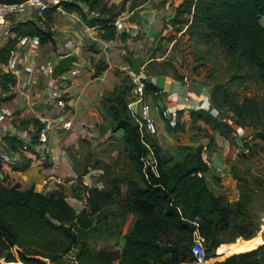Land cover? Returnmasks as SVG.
Returning a JSON list of instances; mask_svg holds the SVG:
<instances>
[{"label":"trees","instance_id":"obj_1","mask_svg":"<svg viewBox=\"0 0 264 264\" xmlns=\"http://www.w3.org/2000/svg\"><path fill=\"white\" fill-rule=\"evenodd\" d=\"M0 1L19 3L25 0ZM108 1L62 2L65 11L80 14L89 25L101 29L104 40L111 41L119 35L115 22L131 16L150 0H132L129 3L131 12L126 11L124 3L112 5ZM55 12L56 9H48L44 15L52 19ZM175 12L192 16L187 20V23L191 21L187 31L202 29L201 35L218 40L235 64L233 78H245L250 71L242 70L247 68L256 71V81L264 88V0H185ZM19 31L22 35H35L41 42L51 40L50 28L44 31L27 23ZM121 37L125 39L126 36L121 34ZM107 68L108 65L99 61L95 65L96 74ZM14 83L12 75H4L1 87L6 92ZM125 86L128 84L116 85L107 101L114 119L113 131L124 132L125 150L132 168L121 179L126 183V190L123 192L119 183L111 191L91 189L85 207L77 211L60 193L42 194L33 187L23 190L19 185L9 186L6 179L0 177V260H5L0 264H54L65 255H71L72 264H193L190 246L195 230L192 222L196 219L212 264H264L262 244H252L237 253H217L221 246L234 243L237 238L253 239L259 225L253 220L248 194L231 202L225 194L215 193L209 187L205 174L210 166L203 156V146L193 148L183 161L174 162L171 156L161 153L154 137H147L158 159V174L145 170L142 158L149 149L128 110L126 97L133 85ZM222 95L239 127L264 125V98L260 101L257 96H245L241 102H235L227 90H223ZM12 97L13 94L8 95L5 100ZM192 115L221 131L226 138L235 132L231 125L210 112L198 110ZM32 122L37 127L36 142L44 125L37 119ZM28 123L31 121L23 125ZM258 136L264 139V133ZM9 139L8 136L4 138L14 149L21 145L15 138ZM110 200L115 205L121 204V218L133 212L137 221L133 230L124 234L121 251H97L91 240L94 233L106 225L108 217L102 212ZM230 226L235 227L231 231L235 238L226 240L222 233ZM222 255L229 257L216 260Z\"/></svg>","mask_w":264,"mask_h":264},{"label":"crops","instance_id":"obj_2","mask_svg":"<svg viewBox=\"0 0 264 264\" xmlns=\"http://www.w3.org/2000/svg\"><path fill=\"white\" fill-rule=\"evenodd\" d=\"M184 1L150 0L131 16L123 18L119 35L111 41L102 38L99 27L89 25L80 14L65 11L62 7L56 9L52 19L29 9L10 18L2 34L3 61L8 70L7 73L2 72V77L12 75L15 83L10 90L0 91V145L9 142L4 140L6 134L1 128L9 129L12 125L17 127L37 119L44 125L55 154L53 164L31 150L22 153L23 160L13 166L0 165V177H4L9 186L19 185L23 190L33 187L39 193L49 194L42 191L47 183L52 189L50 192L63 195L77 211L83 209L80 198L71 192L77 193L82 189V181L78 177L84 173L79 174V169L82 168L86 152L107 140V158L125 148L123 130L113 131L114 119L108 110L107 97L116 85L127 83L121 73L130 75L133 61L139 70L150 74L158 87L148 92L151 100L162 109L179 113V127L171 129L167 121L153 111L158 127V134L154 138L161 153L171 156L174 162H181L193 148L203 146V156L210 166L205 174L209 187L215 193L225 194L231 201L239 198L231 162L239 152L241 138L248 137L249 131L236 128L238 135L231 141L221 131L193 117L192 113L198 111L196 105L200 101L208 98L211 103L209 91L172 59V47H165L163 35L159 34L163 19L173 12L171 8H177ZM27 23L35 24L44 31L50 28L51 40L41 42L35 35H22L19 29ZM121 34H125V39ZM60 52L74 57L72 66L58 73L62 78H67V81L61 79L58 83L64 87L70 109L64 117L55 112L53 97L49 95L58 75H50L46 66ZM99 61H103L108 68L96 74L95 65ZM23 82L27 83L24 88L21 86ZM12 94V99L5 100L6 96ZM126 99L130 103L131 92ZM2 107L8 108L11 114L4 116ZM67 118L73 124L71 128L64 129L61 123ZM117 144H121L123 149ZM107 158L105 160L109 163L110 159ZM124 164L127 170L123 172H130L128 168L131 164L123 160L121 166L124 167ZM95 170L94 175L100 173L99 169ZM58 179L63 183L58 185ZM91 182L94 185L95 179ZM136 221L137 215L133 212L127 217L123 215L122 236L133 230Z\"/></svg>","mask_w":264,"mask_h":264},{"label":"rangeland","instance_id":"obj_3","mask_svg":"<svg viewBox=\"0 0 264 264\" xmlns=\"http://www.w3.org/2000/svg\"><path fill=\"white\" fill-rule=\"evenodd\" d=\"M63 0H60V5L64 10ZM171 1V0H168ZM132 0H109L108 3L112 5L126 4V11L131 12L133 9H129ZM143 6V5H142ZM141 6V7H142ZM179 7V6H178ZM177 7V8H178ZM140 8V7H139ZM137 8L136 10H138ZM175 7L171 8L173 12L163 19L162 29L160 36L165 40L164 46L172 47L173 58L182 68L186 69L188 73L200 83H202L209 91L210 101L213 108L217 111V114H213L214 117L222 118L226 123L231 125L233 129L239 127L236 124L237 118L230 108L224 103L222 91L227 90L231 100L242 101V99L252 96H257L258 99L264 98V88L259 81H256L258 75L256 71L248 70L244 68L242 72L250 71L245 78H233L235 71V64L230 56L223 51L222 46L218 40H212L210 37L201 35L202 29L192 28L187 31L190 22L187 20L191 19L192 16L189 14H177ZM134 10L133 12H136ZM170 10V11H171ZM169 11V12H170ZM91 18L94 15H90ZM264 25V19H262ZM162 43V40H161ZM163 47V44L160 48ZM122 76L127 80L128 86L131 87V76L128 73H121ZM130 79V80H129ZM0 99H2V93L0 92ZM215 99L217 103H215ZM137 106V105H136ZM244 129L249 131L248 137L241 138V144L239 146V152L235 159L231 162L232 172L235 180L237 181L239 189V198L248 194L250 199V210L253 220L257 225L262 224L264 217V139L258 136V133H264V125L260 127H245ZM121 135V134H120ZM238 135L235 131L229 139L234 140L235 136ZM116 137V136H115ZM233 137V138H231ZM109 140L99 143L98 147L89 149L86 153L85 160L82 162V168L80 173L91 172L93 174L95 169H99L100 173L91 174V179H95V183L92 189L111 191L114 185L117 183L122 187V191L126 190V183L121 182L123 175L127 170L121 166L123 160L128 161V152L118 145L119 153L111 158H107L108 147L106 144ZM116 145V143H115ZM126 147V144H125ZM110 159L107 163L105 159ZM77 165L78 159H74ZM132 171V168H128ZM134 176L136 174L134 173ZM97 185V186H96ZM71 192L73 196L82 197L79 193ZM121 204H114L111 200L107 202L103 209V216L106 218V225H103L91 240V245L94 249L102 250L107 249L108 251L119 250L123 248L124 239L121 235L123 233L121 224ZM114 215H111V213ZM121 218V219H120ZM118 221V222H117ZM116 224H115V223ZM105 224V223H104ZM120 226V227H119ZM234 226L227 227L222 233L223 238L228 240L230 237L235 238L231 231ZM125 233V232H124ZM263 238L256 235L251 240H244L237 238L234 243L226 244L220 247L217 253H237L244 250L247 247H251L252 244L261 245ZM262 244L261 246H263ZM262 261L264 262V251L261 253ZM229 255H222L216 257V260L228 259ZM71 256L65 255L63 258L58 260L54 264H72ZM0 262H5L2 260Z\"/></svg>","mask_w":264,"mask_h":264},{"label":"built area","instance_id":"obj_4","mask_svg":"<svg viewBox=\"0 0 264 264\" xmlns=\"http://www.w3.org/2000/svg\"><path fill=\"white\" fill-rule=\"evenodd\" d=\"M60 4V0H25L19 3H4L0 1V91L2 90V72H8L3 61L4 55L2 54V34L6 31L9 25L10 18L12 16H18L20 13L27 9L33 10L43 15L44 12L48 9L61 8ZM123 18L124 17L119 18L115 22L118 29L121 25ZM66 56H69V54L66 52H60L59 54H56V59L48 61L46 66L47 71L50 75H58L59 72L57 71L56 67L59 61ZM145 73L146 72L142 69L140 70V73L138 75L135 74L133 71H130L133 88L131 90L132 100L130 101V103H128V110L138 126V131L141 135L143 143L149 149L147 155L142 158L144 168L145 170L150 169L155 174H158L157 156L146 140L147 137H155L158 134L157 122L156 118L153 115V111L158 112L162 119L167 121L168 126L171 129H177V126L179 124V113L171 112L168 109H162L160 108V106L156 105L151 100L147 92L148 88L145 83H143L141 80L145 77ZM61 79L64 82L67 81L66 77L62 78L59 75L55 77L56 83L53 84L49 95L53 97L52 99L54 100L55 112L58 114V116L64 117L70 111V109L66 99L67 95L64 91V87H62L61 85L59 86L58 84ZM21 86L24 88L27 86V83L23 82L21 83ZM196 108L198 110L210 112L211 114H217V111L213 108L208 98L200 101L196 105ZM1 109L4 116H9L11 114L9 112V109L6 107H2ZM61 124L62 128L69 129L72 127L73 123L72 120L67 118L64 119ZM12 126H10L9 129L6 128L7 130L5 128L1 129L4 131V134H6V136L15 137L17 141H20L21 145L18 146L16 149H11L10 146L6 143L0 145V165L6 164L8 166H13L14 164L23 160L22 153L31 150H34L35 153L42 157V159L46 162L49 161L53 164L55 149L50 143V137L48 134H46V129L43 128L40 131L38 138L35 142V137L37 135V127L34 122L28 123L26 125H19L17 127H15V125ZM90 177V172L78 177L82 181V189H80L79 191L82 197H79V200H81L83 208L86 205V199L89 196V191L93 188V184L91 182L92 179ZM56 183L59 185L62 184L63 181L61 179H58ZM72 183L75 182L73 181ZM76 183H78V181ZM42 191L44 193L49 192V194L56 192H50L52 191V189L48 186L47 183L45 186L43 185ZM192 223L195 226V230L193 231L192 235V243L190 246V253L194 258L193 264H212L209 259V254L207 252L205 238L201 235L199 231V220L196 219ZM257 235L261 236L264 242V217L262 219V224L259 227ZM7 263L15 264V262Z\"/></svg>","mask_w":264,"mask_h":264},{"label":"water","instance_id":"obj_5","mask_svg":"<svg viewBox=\"0 0 264 264\" xmlns=\"http://www.w3.org/2000/svg\"><path fill=\"white\" fill-rule=\"evenodd\" d=\"M73 61H74V57L72 55L62 58L56 67L57 71L59 72V71H63L64 69L70 68L72 66ZM132 64H133V72L138 75L140 73V70L137 63L132 61ZM141 80L143 83H145L148 89H153V90L158 89V87L155 85L153 81V78L150 76L149 73H145V77L142 78Z\"/></svg>","mask_w":264,"mask_h":264},{"label":"bare ground","instance_id":"obj_6","mask_svg":"<svg viewBox=\"0 0 264 264\" xmlns=\"http://www.w3.org/2000/svg\"><path fill=\"white\" fill-rule=\"evenodd\" d=\"M264 242H263V240L261 241V244H263Z\"/></svg>","mask_w":264,"mask_h":264}]
</instances>
